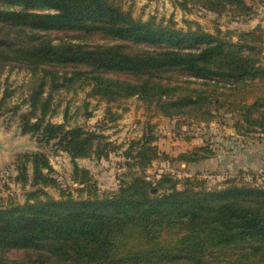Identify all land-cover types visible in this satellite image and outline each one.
Listing matches in <instances>:
<instances>
[{
	"label": "trees",
	"instance_id": "obj_1",
	"mask_svg": "<svg viewBox=\"0 0 264 264\" xmlns=\"http://www.w3.org/2000/svg\"><path fill=\"white\" fill-rule=\"evenodd\" d=\"M8 1L21 7L0 6V68L27 70L32 79L22 131L68 151L82 187L79 197L59 187L44 151L18 154L16 179L30 189L24 203L0 205V264H264V184L248 181L244 170L213 188L190 178L181 188L168 175L154 185L134 173L117 191L100 194L76 160L94 151L108 156L114 142L50 119L54 93L90 87L108 101L139 95L168 116L198 122L230 114L239 133L264 134V63L253 32L233 41L200 26L145 21L118 0ZM176 1L252 13L246 0ZM155 140L146 133L127 152L139 145L132 157L144 167L159 155ZM212 154L202 146L175 159ZM56 185L60 198L47 189Z\"/></svg>",
	"mask_w": 264,
	"mask_h": 264
},
{
	"label": "rangeland",
	"instance_id": "obj_2",
	"mask_svg": "<svg viewBox=\"0 0 264 264\" xmlns=\"http://www.w3.org/2000/svg\"><path fill=\"white\" fill-rule=\"evenodd\" d=\"M118 1L136 18L174 24L183 30H194L200 26L209 33L233 41H238L243 32L251 31L264 63V0H246L252 7L250 15L240 14L230 6L217 12L192 2H189L187 9L176 0ZM0 6L21 7L8 0H0ZM31 83V74L27 70L0 68V98L7 88L11 93L0 109V205H5L10 198L24 203L25 193L30 186L28 184L23 187L22 181L16 179L17 155L36 150L48 155L54 168L52 174L59 187L68 188L74 197L80 195L82 184L74 179L75 162L68 151L55 144V139L42 141L39 135L22 131L20 114L28 108L24 100L29 94ZM90 90V87H79L54 93L53 103L57 111L50 119L56 123L65 122L68 127L82 126L102 132L109 141L114 142L115 147L109 151L108 156H99L94 151L92 155L76 160L81 168L89 170L97 182L100 194L117 191L122 182L129 181L134 173L143 174L154 185L158 179L168 175L178 180L177 185L181 188L185 186L187 178L204 180L207 187L213 188L221 186L227 178L236 177L240 170H244L243 175L248 181L256 180L264 184V168L239 166L240 156L233 150L241 153V146H253L258 139L252 138V134H243L241 137L242 134L233 127L234 119L230 114L209 123L198 122L185 115L168 116L158 109L155 102H148L139 95L108 101L90 95ZM16 106H20L18 111L14 110ZM230 129L240 137L232 139ZM146 133L156 138L159 155L142 167L137 162L139 159L132 157L137 154L139 145L135 144L131 153L128 152L132 143ZM202 146H207L213 154L198 162L175 159L182 152H190ZM59 187L56 185L47 189L54 197L60 198ZM82 194L84 196L86 193Z\"/></svg>",
	"mask_w": 264,
	"mask_h": 264
},
{
	"label": "crops",
	"instance_id": "obj_3",
	"mask_svg": "<svg viewBox=\"0 0 264 264\" xmlns=\"http://www.w3.org/2000/svg\"><path fill=\"white\" fill-rule=\"evenodd\" d=\"M229 133L232 135L231 136L232 139H235V138L238 139V137H240L239 134L236 133V131H233V129H230ZM241 137H243V134ZM251 137L258 139V141L256 140L255 145L249 146L248 148H245V147L243 148V146H241L240 148L241 153H239L236 149H234L233 151L237 152L240 156L239 158L240 167H250V168H261L262 169L264 168V134L261 132L252 133ZM235 156H238V155L235 154Z\"/></svg>",
	"mask_w": 264,
	"mask_h": 264
}]
</instances>
